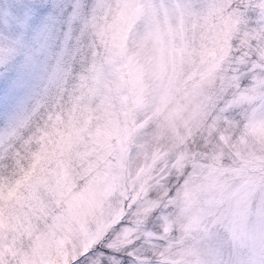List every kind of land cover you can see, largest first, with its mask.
Returning <instances> with one entry per match:
<instances>
[{
  "label": "rangeland",
  "instance_id": "374dc122",
  "mask_svg": "<svg viewBox=\"0 0 264 264\" xmlns=\"http://www.w3.org/2000/svg\"><path fill=\"white\" fill-rule=\"evenodd\" d=\"M126 2L85 16L57 0L73 6L63 39L23 83L0 50V260L259 264L264 0H180L159 19L138 5V41Z\"/></svg>",
  "mask_w": 264,
  "mask_h": 264
},
{
  "label": "snow or ice",
  "instance_id": "6c2138e0",
  "mask_svg": "<svg viewBox=\"0 0 264 264\" xmlns=\"http://www.w3.org/2000/svg\"><path fill=\"white\" fill-rule=\"evenodd\" d=\"M138 5H143L144 11L148 17L153 13L159 19L161 13H169L182 15L188 10L189 5L180 3H171V0H153L149 7L145 0H127L123 5H115L116 11L122 17V24L128 31V39L138 41L141 39L139 34L133 35L135 31V23L139 14ZM112 18L115 14L112 13L113 6L106 5ZM95 8L94 0H85L83 5V14L88 16ZM73 9L72 4L66 3L63 6H58L57 0H0V50L8 49L13 52L9 64L10 67L17 73L21 83L25 78V61L33 59V57L44 56L46 52L54 50L62 41L65 31V20ZM105 19H109L108 16ZM11 74V73H10ZM264 107V105H262ZM235 189H228L221 192V197H227ZM223 208V205H221ZM227 211V209H224ZM110 239V237H109ZM140 241H137L133 248H138ZM262 259L259 264H264V246L260 249ZM89 253H85L88 256ZM125 257L124 264H129L132 259L131 248L123 250ZM0 264H4L0 260ZM73 264H87L84 258L78 257ZM134 264V262H133ZM149 264H172L169 260L150 259ZM255 264V262H251Z\"/></svg>",
  "mask_w": 264,
  "mask_h": 264
},
{
  "label": "trees",
  "instance_id": "16d2710c",
  "mask_svg": "<svg viewBox=\"0 0 264 264\" xmlns=\"http://www.w3.org/2000/svg\"><path fill=\"white\" fill-rule=\"evenodd\" d=\"M10 157H12V156L10 155ZM10 163H12V161Z\"/></svg>",
  "mask_w": 264,
  "mask_h": 264
}]
</instances>
